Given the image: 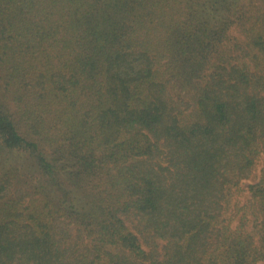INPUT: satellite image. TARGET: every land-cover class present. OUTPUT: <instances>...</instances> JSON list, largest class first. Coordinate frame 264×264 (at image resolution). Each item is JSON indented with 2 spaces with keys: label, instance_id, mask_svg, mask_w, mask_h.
<instances>
[{
  "label": "trees",
  "instance_id": "16d2710c",
  "mask_svg": "<svg viewBox=\"0 0 264 264\" xmlns=\"http://www.w3.org/2000/svg\"><path fill=\"white\" fill-rule=\"evenodd\" d=\"M0 264H264V0H0Z\"/></svg>",
  "mask_w": 264,
  "mask_h": 264
},
{
  "label": "rangeland",
  "instance_id": "374dc122",
  "mask_svg": "<svg viewBox=\"0 0 264 264\" xmlns=\"http://www.w3.org/2000/svg\"><path fill=\"white\" fill-rule=\"evenodd\" d=\"M261 165H262V163H261V161H260V162H259V165H258V168H257L256 171L252 174L251 178H250V179H246V180L243 181V186H244V187L247 186V184H248L249 182H252V181L256 180V177H257V175L259 174V169H260ZM245 198H246V195H245L242 199H245Z\"/></svg>",
  "mask_w": 264,
  "mask_h": 264
}]
</instances>
